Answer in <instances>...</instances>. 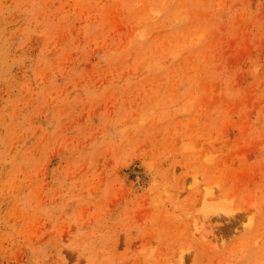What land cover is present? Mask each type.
Instances as JSON below:
<instances>
[{"label":"rangeland","instance_id":"obj_1","mask_svg":"<svg viewBox=\"0 0 264 264\" xmlns=\"http://www.w3.org/2000/svg\"><path fill=\"white\" fill-rule=\"evenodd\" d=\"M0 264H264V0H0Z\"/></svg>","mask_w":264,"mask_h":264},{"label":"bare ground","instance_id":"obj_2","mask_svg":"<svg viewBox=\"0 0 264 264\" xmlns=\"http://www.w3.org/2000/svg\"><path fill=\"white\" fill-rule=\"evenodd\" d=\"M209 202V201H208ZM208 202H206V204L208 203ZM210 203V202H209Z\"/></svg>","mask_w":264,"mask_h":264}]
</instances>
